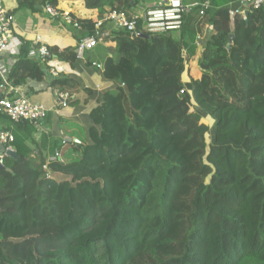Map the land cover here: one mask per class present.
<instances>
[{
    "label": "trees",
    "instance_id": "1",
    "mask_svg": "<svg viewBox=\"0 0 264 264\" xmlns=\"http://www.w3.org/2000/svg\"><path fill=\"white\" fill-rule=\"evenodd\" d=\"M140 1L85 0L101 15L128 17ZM239 3L210 0L199 13L210 28L201 41L187 23L200 7L184 15L179 36L147 33L140 20L136 29L107 22L116 47L96 68L107 83L82 87L95 101L87 141L72 142L69 159L50 160L63 139L38 137L34 123L0 113L16 151L0 168V264H264V9L232 17ZM97 20L70 24L77 39ZM200 42L196 79L186 53ZM49 51L31 55L23 40L9 82L80 87L73 75L50 74L53 57L76 68V49ZM46 163L53 178H41Z\"/></svg>",
    "mask_w": 264,
    "mask_h": 264
},
{
    "label": "crops",
    "instance_id": "2",
    "mask_svg": "<svg viewBox=\"0 0 264 264\" xmlns=\"http://www.w3.org/2000/svg\"><path fill=\"white\" fill-rule=\"evenodd\" d=\"M6 9L13 16L12 26V38L9 42L7 50L0 53V83L2 73H5L11 68L14 62L17 60L23 40L29 41L36 48L37 37H41L42 44L49 47H58L60 50L66 48L77 47V30L70 24L66 23L62 16L53 17L44 7H39V10L32 11L29 8H19L18 0H3ZM205 0H184L186 4H193ZM161 0H141L140 4L133 7L131 14L142 15L147 8L156 7L160 4ZM209 3L210 0H207ZM57 10L61 13H68L77 19H100L104 15H101L96 8H88L85 0H60L57 6ZM196 12V13H195ZM192 14V15H191ZM191 18L187 23L196 29L201 39L210 30L209 25L206 22L200 21V15L198 11L191 13ZM246 18V16L244 17ZM202 21V20H201ZM189 25V26H191ZM111 23H107L103 29V40L92 50L86 51L83 58L77 62V67L72 68L65 62L59 61L57 57H53L50 61L51 66L63 69L68 75H73L81 81V86H77L72 90L74 98L70 105L67 107L59 108L56 111L57 102L55 92L49 87L50 78H46L43 82H29L25 86L18 87L27 91L28 96L33 102L44 104L50 109L47 118L37 125L38 134H46L53 142L52 137L62 140V149L56 150L55 155L58 159H69L75 156L76 152L72 149V142L81 143L86 142V114L91 106L94 105V101L91 96H87L82 87H93L97 91H101L104 85L107 83L102 76L96 72L98 68L94 63H102V58L106 55H114L116 43L111 40ZM180 32L177 33V36ZM199 36V37H200ZM204 47L201 42L194 48L193 51H188V60L186 65L190 71V75L193 78H199L201 76V70L199 62L202 58ZM35 53L37 51L35 50ZM37 55V54H36ZM86 61L91 64L86 65ZM3 91L0 87V96ZM194 109V107L192 108ZM209 120V119H208ZM11 121L0 117V131L10 130L12 131ZM10 128V129H8ZM18 134L25 136V129L18 131ZM26 137V136H25ZM51 145V144H50ZM48 145V147L50 146ZM38 149L35 150L37 152ZM50 156V158L54 157ZM56 179H62L65 176L61 173H54Z\"/></svg>",
    "mask_w": 264,
    "mask_h": 264
},
{
    "label": "built area",
    "instance_id": "3",
    "mask_svg": "<svg viewBox=\"0 0 264 264\" xmlns=\"http://www.w3.org/2000/svg\"><path fill=\"white\" fill-rule=\"evenodd\" d=\"M209 6L208 2H196L193 4H186L184 0H161L156 7H150L145 10L142 15L132 14L128 17L123 12L111 11L106 13L102 18L95 23L94 33L86 35L78 40L76 52L79 58H83L86 51L93 49L103 40V29L107 22H115L120 27H129L136 29L139 20L141 21V28L150 34H158L168 31H180L184 23V15L190 13L195 7H200L199 13L203 15L204 9ZM45 9L53 16H62L64 21L73 26H78V19L68 13H61L56 7L47 4ZM264 9V0H240L237 8L230 10V15L235 17L240 15L245 17V13L251 10ZM13 16L9 13L4 5V1L0 0V53L7 50L9 42L12 38ZM33 46L31 55L38 54L41 58L50 55L49 46L42 44L41 37H37L36 45ZM35 50L37 53H35ZM98 68L102 65L94 63ZM9 68L5 73H2L0 87L3 91L0 96V113L6 114L15 122L23 120L30 121L35 125L44 121L50 109L42 103L33 102L28 93L24 89H19L13 86L8 80ZM50 74L52 77H58L60 74L68 75L63 69L51 66ZM55 96L57 102L56 111L59 108L67 107L69 100L74 98L72 91H62L55 89ZM15 135L10 130L0 131V164H4L5 155L12 148L11 143L14 141ZM58 158L54 156L50 160ZM47 178H53V172L50 170L48 164L43 166Z\"/></svg>",
    "mask_w": 264,
    "mask_h": 264
},
{
    "label": "water",
    "instance_id": "4",
    "mask_svg": "<svg viewBox=\"0 0 264 264\" xmlns=\"http://www.w3.org/2000/svg\"><path fill=\"white\" fill-rule=\"evenodd\" d=\"M163 1L167 2V0H163ZM248 13H249L248 11L245 13L246 17L248 16ZM139 35L146 36V37L149 36V35H147V34H142V33H139ZM232 38H233V35L231 36V39H232ZM228 48H230V44L228 45ZM8 155L16 156V151H15L14 149H10V150L8 151ZM0 168H6V167H5L4 164H0ZM41 178H46V174H45V173L42 174V175H41Z\"/></svg>",
    "mask_w": 264,
    "mask_h": 264
},
{
    "label": "rangeland",
    "instance_id": "5",
    "mask_svg": "<svg viewBox=\"0 0 264 264\" xmlns=\"http://www.w3.org/2000/svg\"><path fill=\"white\" fill-rule=\"evenodd\" d=\"M210 119V118H209ZM211 123H212V119H210ZM59 179V178H58Z\"/></svg>",
    "mask_w": 264,
    "mask_h": 264
},
{
    "label": "clouds",
    "instance_id": "6",
    "mask_svg": "<svg viewBox=\"0 0 264 264\" xmlns=\"http://www.w3.org/2000/svg\"><path fill=\"white\" fill-rule=\"evenodd\" d=\"M11 149H13V148H11Z\"/></svg>",
    "mask_w": 264,
    "mask_h": 264
}]
</instances>
